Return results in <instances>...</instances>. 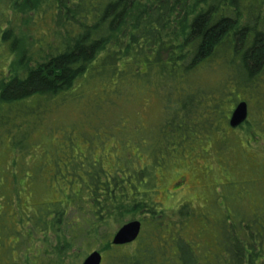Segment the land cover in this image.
Instances as JSON below:
<instances>
[{
  "label": "trees",
  "instance_id": "1",
  "mask_svg": "<svg viewBox=\"0 0 264 264\" xmlns=\"http://www.w3.org/2000/svg\"><path fill=\"white\" fill-rule=\"evenodd\" d=\"M0 45L16 58L0 79V141L7 138L16 154H26V118L86 97L92 82L113 96L133 85L156 95L161 120L147 146H136L145 161L122 163L132 170L131 188L84 162L70 167L85 177L69 197L86 212L77 234L87 246L104 242V264H264L263 202L250 208L230 194L197 209L188 203L162 209L148 195L155 172L145 164L167 165L170 150L182 158L184 142L229 127L235 105L246 103L242 93L264 97V0H0ZM249 122L247 115L235 129L248 132ZM58 206L31 219V232L55 227L64 213ZM134 215L138 238L113 246L104 228ZM187 221L197 247L174 233ZM75 237L67 248L75 247ZM30 251L25 264H67L48 244L40 256Z\"/></svg>",
  "mask_w": 264,
  "mask_h": 264
},
{
  "label": "rangeland",
  "instance_id": "2",
  "mask_svg": "<svg viewBox=\"0 0 264 264\" xmlns=\"http://www.w3.org/2000/svg\"><path fill=\"white\" fill-rule=\"evenodd\" d=\"M15 60L0 45V79ZM101 86L92 82L84 89L86 97L76 96L62 106L50 105L44 114L26 118V154H16L7 138L0 141V264H25L27 249L32 257L40 256L47 244L63 255L67 264H82L93 251L102 255L104 264L108 253L104 242L87 246L77 234L81 216L86 212L83 208L78 212L69 197L79 193L78 179L85 177L70 167L84 162L85 167H97L106 177L118 176L131 188V169L125 171L122 163L127 165L135 158H140V164L145 161L136 146H147L148 136L161 120V109L150 86L133 85L121 96L102 91ZM240 98L246 100L252 121L244 126L248 132L221 125L211 137L184 142L182 158L178 150H170L172 159L167 165L145 162L155 172L148 195L160 208L188 203L197 209L214 199L228 200L230 194L250 208L264 203V97L245 92ZM69 104L79 105L78 110ZM3 127L0 126V133L4 132ZM57 205L64 213L55 227L38 235L31 232V219L48 215ZM215 213L208 216L209 223ZM202 214L195 213L188 221L192 219L191 224L196 225ZM139 218L134 215L118 219L104 228V235L109 234L111 241L120 226ZM188 221L174 233L184 235L197 247V238L186 232ZM73 234L75 247L69 249L67 243Z\"/></svg>",
  "mask_w": 264,
  "mask_h": 264
},
{
  "label": "water",
  "instance_id": "3",
  "mask_svg": "<svg viewBox=\"0 0 264 264\" xmlns=\"http://www.w3.org/2000/svg\"><path fill=\"white\" fill-rule=\"evenodd\" d=\"M248 115V109L245 102L237 103L229 117V127L236 128L241 125ZM141 231V222L138 220L129 221L120 226L111 238L113 246H123L134 242ZM102 255L93 251L83 260L82 264H101Z\"/></svg>",
  "mask_w": 264,
  "mask_h": 264
},
{
  "label": "bare ground",
  "instance_id": "4",
  "mask_svg": "<svg viewBox=\"0 0 264 264\" xmlns=\"http://www.w3.org/2000/svg\"><path fill=\"white\" fill-rule=\"evenodd\" d=\"M175 186H177V184Z\"/></svg>",
  "mask_w": 264,
  "mask_h": 264
}]
</instances>
